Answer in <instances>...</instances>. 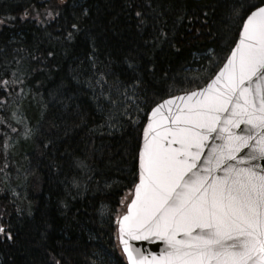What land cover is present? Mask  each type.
<instances>
[{
	"label": "trees",
	"instance_id": "obj_1",
	"mask_svg": "<svg viewBox=\"0 0 264 264\" xmlns=\"http://www.w3.org/2000/svg\"><path fill=\"white\" fill-rule=\"evenodd\" d=\"M260 2L0 0V223L12 233L0 236V264H127L116 220L142 113L201 86L192 77L231 47V10ZM137 11L149 20L142 31ZM160 28L168 37L152 42Z\"/></svg>",
	"mask_w": 264,
	"mask_h": 264
},
{
	"label": "snow or ice",
	"instance_id": "obj_2",
	"mask_svg": "<svg viewBox=\"0 0 264 264\" xmlns=\"http://www.w3.org/2000/svg\"><path fill=\"white\" fill-rule=\"evenodd\" d=\"M134 15L142 31L149 20L145 12ZM230 16L238 24L227 55L209 57L207 68L192 77L202 86L177 89L179 95L142 113L132 185L119 201L126 210L116 220L128 264H264V0L233 8ZM184 18L176 16L173 27ZM154 20L153 27L159 16ZM71 28L78 31V24ZM167 37L160 28L152 42ZM105 76L96 83H107ZM122 83L114 81L117 93ZM138 86L139 78L125 92ZM100 95L116 106L103 89ZM0 236L12 239L3 223ZM129 241L163 247L157 254Z\"/></svg>",
	"mask_w": 264,
	"mask_h": 264
},
{
	"label": "water",
	"instance_id": "obj_3",
	"mask_svg": "<svg viewBox=\"0 0 264 264\" xmlns=\"http://www.w3.org/2000/svg\"><path fill=\"white\" fill-rule=\"evenodd\" d=\"M179 94L180 93L174 94V95H179ZM259 163L264 165V160L259 161ZM117 229H118V224H117ZM118 243H119V247H120L121 251L123 252V246L120 244L119 240H118ZM129 243L133 244L135 247L139 248L141 251L156 252L157 254L159 253L160 249L163 247V244L161 242H155L154 243L152 241H129ZM123 254H124L126 262L128 264L126 254L124 252H123Z\"/></svg>",
	"mask_w": 264,
	"mask_h": 264
},
{
	"label": "rangeland",
	"instance_id": "obj_4",
	"mask_svg": "<svg viewBox=\"0 0 264 264\" xmlns=\"http://www.w3.org/2000/svg\"><path fill=\"white\" fill-rule=\"evenodd\" d=\"M23 126H25V125L23 124Z\"/></svg>",
	"mask_w": 264,
	"mask_h": 264
}]
</instances>
